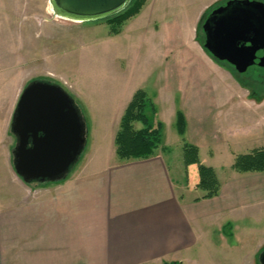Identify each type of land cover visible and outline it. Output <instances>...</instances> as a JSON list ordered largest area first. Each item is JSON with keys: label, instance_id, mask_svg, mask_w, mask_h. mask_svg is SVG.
<instances>
[{"label": "crops", "instance_id": "obj_1", "mask_svg": "<svg viewBox=\"0 0 264 264\" xmlns=\"http://www.w3.org/2000/svg\"><path fill=\"white\" fill-rule=\"evenodd\" d=\"M224 1L188 0L192 7L202 2L203 15ZM197 25L163 24L159 33L172 63L162 72L177 77L169 87L180 93L175 98L186 120V142L199 148L202 163V153L231 155L232 168L237 155L264 147V94L200 50ZM12 119L0 117V133L11 145L4 149L0 141V264H195L200 250L216 264H259V248L245 253L248 233L233 222L262 212L264 172L230 170L222 179L214 165L203 163L215 169L221 188L217 197L197 201V181L187 185L185 175L182 183L175 180L160 154L86 163L64 180L27 185L13 167ZM228 213L232 221L225 220ZM212 223L223 243H212ZM230 231L234 242L226 240Z\"/></svg>", "mask_w": 264, "mask_h": 264}, {"label": "rangeland", "instance_id": "obj_2", "mask_svg": "<svg viewBox=\"0 0 264 264\" xmlns=\"http://www.w3.org/2000/svg\"><path fill=\"white\" fill-rule=\"evenodd\" d=\"M228 1L213 6L203 15L198 10L202 2L192 7L188 0H147V7L145 5L140 14L114 36L110 35L105 19L78 22L57 16L50 0H0V117L6 121L14 115L23 90L31 82L46 81L59 85L74 99L87 127V143L73 169L86 163H120L115 154V135L132 96L143 89L153 102V119L162 123V142L156 154L163 156L173 178L182 183L185 175L183 142L176 130L180 93L177 89L170 91V81L174 77L162 72L166 62L169 65L172 60L159 32L169 21L178 20L183 28L198 24L196 42L202 52L213 57L200 42L204 36L201 27L215 9ZM153 2L156 3L155 13ZM164 18L167 21H160ZM214 62L221 67H230L233 75L250 90L264 94V67L252 66L240 74L227 62L216 59ZM0 141L4 149L11 146L4 131L0 133ZM204 155L202 153L203 163L214 165L222 179L234 171L231 155L221 154L213 158L211 152ZM2 157L7 159L8 155ZM197 179V166H189L188 182L194 183ZM32 185L42 184L33 182ZM184 191L179 187L180 194ZM194 195L200 196L201 193ZM225 220L232 221V214L228 213ZM235 223L233 227L239 226L240 231L248 233L243 239L249 246L245 253L259 248L256 259L260 264L264 253V208L256 217L244 214ZM211 227L215 230L212 243H223L220 228L215 223ZM231 232L226 234L227 242H234L229 236ZM197 254L195 264H216L215 259L205 261L201 250Z\"/></svg>", "mask_w": 264, "mask_h": 264}, {"label": "water", "instance_id": "obj_3", "mask_svg": "<svg viewBox=\"0 0 264 264\" xmlns=\"http://www.w3.org/2000/svg\"><path fill=\"white\" fill-rule=\"evenodd\" d=\"M133 0H50L53 12L78 22L115 16ZM204 48L214 59L242 74L264 67V2L229 0L203 24ZM12 152L16 175L27 185L66 179L87 143L86 122L71 95L61 86L33 81L23 90L13 115ZM264 264V253L260 257Z\"/></svg>", "mask_w": 264, "mask_h": 264}, {"label": "trees", "instance_id": "obj_4", "mask_svg": "<svg viewBox=\"0 0 264 264\" xmlns=\"http://www.w3.org/2000/svg\"><path fill=\"white\" fill-rule=\"evenodd\" d=\"M146 3L147 0H133L127 9L105 19L104 21L110 29V35H119L124 25L140 14ZM200 42L204 45L205 36ZM153 106L151 98L143 89L137 90L132 96L121 117L114 139L115 154L119 162L148 159L156 155L163 135L162 123L153 119L155 113ZM137 125H141V127L137 128ZM176 130L183 142V164L187 185L188 167L197 166L198 179L194 189L200 192L201 196L195 201L217 197L221 188L217 173L214 168L201 162L199 148L186 142L184 138L186 120L181 111H177L176 114ZM232 168L238 173L264 172V147L237 155Z\"/></svg>", "mask_w": 264, "mask_h": 264}, {"label": "flooded vegetation", "instance_id": "obj_5", "mask_svg": "<svg viewBox=\"0 0 264 264\" xmlns=\"http://www.w3.org/2000/svg\"><path fill=\"white\" fill-rule=\"evenodd\" d=\"M18 104V103H17Z\"/></svg>", "mask_w": 264, "mask_h": 264}]
</instances>
